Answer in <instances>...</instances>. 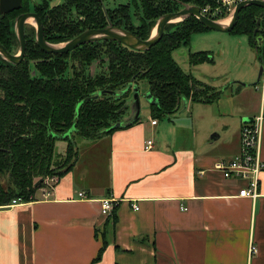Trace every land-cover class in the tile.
<instances>
[{
  "label": "crops",
  "instance_id": "1",
  "mask_svg": "<svg viewBox=\"0 0 264 264\" xmlns=\"http://www.w3.org/2000/svg\"><path fill=\"white\" fill-rule=\"evenodd\" d=\"M241 75L222 80L227 86L218 104L243 96L258 78ZM261 100L254 113L187 108L154 124L142 112L128 124L127 102L119 127L75 142L73 167L51 197L38 188L31 201L0 205V264H90L103 232L108 244L96 264H264V196L239 197L244 182L215 168L239 153L241 128ZM148 140L153 144L146 149ZM67 147L59 154L66 156ZM261 147L264 160V134ZM260 176L264 190V170ZM104 198L119 200L112 215L102 214ZM251 243L258 252L250 256Z\"/></svg>",
  "mask_w": 264,
  "mask_h": 264
},
{
  "label": "trees",
  "instance_id": "2",
  "mask_svg": "<svg viewBox=\"0 0 264 264\" xmlns=\"http://www.w3.org/2000/svg\"><path fill=\"white\" fill-rule=\"evenodd\" d=\"M217 1L124 0L111 6L107 0L103 11L96 0H78L88 14L103 15L104 25L94 21V28H104L112 22L144 40L151 37L160 17L179 10L181 3L203 8ZM71 3L72 0H67L63 5L51 6L48 0H43L31 9L30 0H23L20 9L0 14V44L11 53H18L20 41L14 22L22 12L29 11L39 14L48 42L71 40L81 31L69 23ZM259 17L263 18L264 29V10L257 5L243 8L230 33L247 35L250 45L255 47L253 30ZM198 31L208 30L200 19L190 16L168 24L161 40L150 50H135L108 39L85 43L66 53H48L37 43V30L27 24L23 60L13 64L0 55V205L10 204L15 198L31 201L43 178L68 173L77 157V146L70 136L97 139L116 129L128 108L130 90L126 88L130 83L148 80L149 91L157 99L150 104L155 119L179 111L183 97L206 104L217 101L223 91L186 72L173 55L180 46H189ZM258 55L264 58V48ZM96 60L102 70L92 74ZM209 62H214L210 50L188 55L192 66ZM71 129V134L63 137ZM59 139L68 141L64 161L57 158ZM105 236L103 232L100 252L90 264L102 259L108 244Z\"/></svg>",
  "mask_w": 264,
  "mask_h": 264
},
{
  "label": "rangeland",
  "instance_id": "3",
  "mask_svg": "<svg viewBox=\"0 0 264 264\" xmlns=\"http://www.w3.org/2000/svg\"><path fill=\"white\" fill-rule=\"evenodd\" d=\"M43 0H30V7L31 9L34 8L36 3H39ZM51 4H60L63 0H49ZM124 0H109L111 6H114L118 3H121ZM179 22V21H176ZM34 24L32 20L30 22ZM199 50H210L213 52V57L215 59V63L212 62L195 65L192 66L188 63V55L190 52H195ZM174 58L176 59L177 63L182 66V68L186 71L191 73L194 77H197L201 81L206 84H212L216 86L218 89L225 92L226 86L222 84V80L224 78L230 77L229 81H233L237 76H244L241 74L251 73L252 75L258 74L259 69L262 65V61H260L259 56L253 46L250 45L249 37L243 34H234L230 32H219L214 30H209L206 32H196L192 37V41L190 46H180L177 50L173 53ZM98 70H102L101 63L99 60H96L91 67L92 74H95ZM258 76V75H257ZM234 77V79H233ZM257 79V77H256ZM233 83V82H232ZM136 84V83H135ZM134 85V84H133ZM236 85V84H233ZM138 88L141 94L140 97V107L142 112L141 118L151 117L152 111L151 107L149 106V102L145 98L146 88L149 87V82L147 79H142L138 81ZM252 87L251 90L247 89L243 96L234 97L230 104L228 105H220L217 102L211 103V105H205L201 103H193L190 100L186 99L185 97L182 98L180 109L177 112L168 114L166 117H161L159 120L162 122L170 121L168 117L173 119L176 116L181 115L187 111L189 108V112L191 110H207L209 112H217L222 113L224 115H236L240 114L241 109L248 108V113H254V110L257 108L261 100L262 94V83L258 84L257 86H250ZM257 87V88H256ZM133 99H128L130 103ZM224 101V100H223ZM225 103V102H224ZM193 107V109H192ZM225 107L231 108L235 110H223ZM195 108V109H194ZM238 109V110H237ZM257 114V113H256ZM247 115L240 116V121H242L243 117ZM253 116V115H251ZM252 118V117H251ZM77 144H79L81 138L80 137H72ZM68 144L66 139H59L56 143V152L57 158L60 161L65 160V156L60 155L64 154V150ZM60 153V154H59Z\"/></svg>",
  "mask_w": 264,
  "mask_h": 264
},
{
  "label": "water",
  "instance_id": "4",
  "mask_svg": "<svg viewBox=\"0 0 264 264\" xmlns=\"http://www.w3.org/2000/svg\"><path fill=\"white\" fill-rule=\"evenodd\" d=\"M22 3L23 0H0V14H7L8 12L18 10L22 7ZM251 5H257L264 10V2L262 0H246L239 2L235 10L230 14L223 16L222 18L214 19L203 15L199 6L182 3V6H184L183 9L179 10L178 12L165 13V15L161 16L157 20L158 22L152 30L151 37L149 39L144 40L140 36L130 32L129 30L123 27H117L112 22H110L107 27L85 30L75 38L64 43H50L47 41V39L44 37V27L42 21L37 12H22V14L16 17L14 22L16 35L20 41V48L18 53H11L4 45L0 44V55L5 60H7L8 62L10 61L13 64H19L23 60L26 54L25 52L27 47L26 24H31L29 22L30 19L34 21V24L31 25L36 27L37 29V43L40 48L46 52L66 53L79 47L82 44L108 39L117 40L135 50H150L152 46L156 45L161 40L165 31V26L168 23L184 20L187 17L195 15L198 19L201 20L207 30L231 32L239 20L238 17L241 10ZM262 20V17L258 18L256 27L253 30V38L256 43L255 50L257 53H259L260 49L264 48V35L260 32ZM260 61H263V59L261 58ZM33 73L35 74V71H33ZM263 74L264 64L262 63L258 72V78L248 86H257L261 82L262 77L264 76ZM242 84L245 85L246 83ZM137 85L138 84L133 85V83H130L126 88V90L132 89L133 93V100L130 105L132 115L128 119H126V122L128 124L136 122L141 115V94ZM100 93H98V95ZM145 98L150 104L157 101L156 97L149 91L146 92ZM250 120H252V118L245 119V121L247 122ZM120 125L121 123H118L116 124V127H119ZM72 131L73 129L69 130L68 133L63 135V137H67L69 134H71Z\"/></svg>",
  "mask_w": 264,
  "mask_h": 264
},
{
  "label": "built area",
  "instance_id": "5",
  "mask_svg": "<svg viewBox=\"0 0 264 264\" xmlns=\"http://www.w3.org/2000/svg\"><path fill=\"white\" fill-rule=\"evenodd\" d=\"M246 0H218L215 5L208 4L202 8V14L206 17L218 19L233 12L237 4ZM264 2V0H262ZM264 61V58H263ZM262 100L261 109L254 115L252 120L245 122L241 128L240 151L229 160H218L215 168L221 171L225 178H235L243 181L244 185L239 189V197H247L255 201L264 196V190L261 189V173L264 170V160L262 158V140L264 129V76L262 77ZM156 119L153 124L157 123ZM153 141L148 140L146 149L152 147ZM58 174L48 175L43 178L40 187L42 196L51 197L55 185L59 182ZM78 195L84 198L85 193L79 192ZM21 198H15L6 206L11 207L15 204L23 203ZM119 200L116 198H104L101 200L102 214L109 216L115 211ZM137 209L139 207L135 206ZM250 256L258 252V247L254 243L250 244Z\"/></svg>",
  "mask_w": 264,
  "mask_h": 264
},
{
  "label": "flooded vegetation",
  "instance_id": "6",
  "mask_svg": "<svg viewBox=\"0 0 264 264\" xmlns=\"http://www.w3.org/2000/svg\"><path fill=\"white\" fill-rule=\"evenodd\" d=\"M49 1V0H48ZM97 1V3L98 4H101V8L103 9V11H104V6L106 7L107 6V0H96ZM49 2H51V1H49ZM67 2V0H63V2L62 3H60V4H54V5H63V4H65ZM84 2V1H83ZM96 3V4H97ZM51 4V3H50ZM104 5V6H103ZM195 5V4H194ZM51 6H53V4H51ZM198 6V5H197ZM200 8H201V13H202V7L201 6H199ZM184 8V6H182V3L180 4V8H179V10H181V9H183ZM70 10H72L71 12H72V15H71V17H72V19L70 18V20H69V23L71 24V26H75V27H80L81 28V31H80V33L81 32H83V31H85V30H89V29H91L92 27V29H94V27L96 26V24H94V25H92V22H94V21H96L97 23H99V24H103L104 22H103V15L101 14V13H99V14H94L93 16H92V14H88L87 13V11H86V9L84 8V7H81L80 6V3L78 2V0H72V3H71V6H70V8H69ZM179 10H177V11H174V12H178ZM106 12V11H105ZM195 16V15H194ZM193 16V17H194ZM70 17V16H69ZM196 17V16H195ZM197 18V17H196ZM73 20H75V21H73ZM181 21V20H180ZM179 21V22H180ZM171 23H173V24H175V23H178V22H171ZM171 23H168V24H171ZM167 24V25H168ZM85 25H91V27H89V28H84V26ZM104 25V24H103ZM102 25V26H103ZM166 25V26H167ZM26 26H27V24H26ZM165 26V27H166ZM34 27V26H33ZM43 27H44V24H43ZM74 27V28H75ZM35 29H36V27H34ZM78 28H75L76 30H78ZM37 30V29H36ZM262 30H264V29H262V27H261V30H260V32H261V34H263L264 35V32L262 31ZM209 31V30H208ZM198 32H206V31H198ZM79 33V34H80ZM194 33H196V32H194ZM78 34V35H79ZM78 35H74L73 37H71V39H73V38H75L76 36H78ZM194 35V34H193ZM44 37H45V29H44ZM193 37V36H192ZM47 39V38H46ZM192 41V40H191ZM93 43V42H92ZM191 44V43H190ZM182 46H184V45H182ZM190 46V45H189ZM188 47V46H187ZM255 48V47H254ZM263 49V48H262ZM72 51V50H71ZM199 51H201V50H199ZM205 51V50H204ZM46 52V51H45ZM69 52V51H68ZM48 53H50V52H48ZM52 53H58V52H52ZM258 54V53H257ZM259 56V55H258ZM259 59H260V57H259ZM263 63V62H262ZM127 107H128V104H127ZM129 109V107L127 108V110Z\"/></svg>",
  "mask_w": 264,
  "mask_h": 264
},
{
  "label": "bare ground",
  "instance_id": "7",
  "mask_svg": "<svg viewBox=\"0 0 264 264\" xmlns=\"http://www.w3.org/2000/svg\"><path fill=\"white\" fill-rule=\"evenodd\" d=\"M31 21H32V20L30 19L29 22H31ZM155 31H156V30H155ZM155 31H154V33H155Z\"/></svg>",
  "mask_w": 264,
  "mask_h": 264
}]
</instances>
